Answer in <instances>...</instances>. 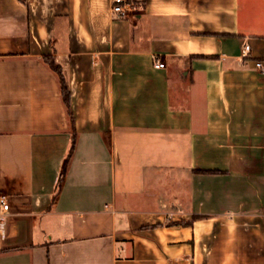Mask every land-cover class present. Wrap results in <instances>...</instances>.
I'll return each mask as SVG.
<instances>
[{"label": "crops", "instance_id": "0c3cea01", "mask_svg": "<svg viewBox=\"0 0 264 264\" xmlns=\"http://www.w3.org/2000/svg\"><path fill=\"white\" fill-rule=\"evenodd\" d=\"M114 1L0 0V264H264V0Z\"/></svg>", "mask_w": 264, "mask_h": 264}, {"label": "built area", "instance_id": "2783aa9c", "mask_svg": "<svg viewBox=\"0 0 264 264\" xmlns=\"http://www.w3.org/2000/svg\"><path fill=\"white\" fill-rule=\"evenodd\" d=\"M133 4L127 0H115L112 7V16L115 20L127 19L132 12ZM251 47L246 45L242 51V57L248 58L250 55ZM157 68H164L165 65L161 62H157ZM256 67L264 71L263 62H257ZM107 208H111L107 206ZM0 225H3L4 218L6 214L10 211V199L9 195L3 191H0Z\"/></svg>", "mask_w": 264, "mask_h": 264}, {"label": "trees", "instance_id": "16d2710c", "mask_svg": "<svg viewBox=\"0 0 264 264\" xmlns=\"http://www.w3.org/2000/svg\"><path fill=\"white\" fill-rule=\"evenodd\" d=\"M50 65L57 71V72H60V68L55 65L54 62H50ZM63 94H64V98H65V101L67 102L68 104V101H69V95L66 91V88H63ZM75 138L73 139V144H72V147H71V150H70V153L65 161V164H64V167H63V171H62V174H61V179H60V186L62 185L63 181L65 180V177H66V174H67V171H68V167H69V163H70V160H71V157L74 153V149H75Z\"/></svg>", "mask_w": 264, "mask_h": 264}]
</instances>
